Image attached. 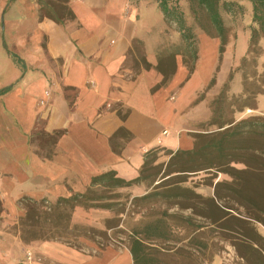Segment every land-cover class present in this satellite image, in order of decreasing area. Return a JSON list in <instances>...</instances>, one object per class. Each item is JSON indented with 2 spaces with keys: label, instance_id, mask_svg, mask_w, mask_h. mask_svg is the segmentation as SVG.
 <instances>
[{
  "label": "crops",
  "instance_id": "0c3cea01",
  "mask_svg": "<svg viewBox=\"0 0 264 264\" xmlns=\"http://www.w3.org/2000/svg\"><path fill=\"white\" fill-rule=\"evenodd\" d=\"M69 2L75 19L56 23L39 17L33 0H0V198L11 213L22 196L67 198V186L79 193L109 170L130 180L147 153L191 147V133L210 116L209 99L247 51L242 31L219 61V38L202 32L192 70L175 53L165 77L161 28L152 29L150 49L142 42L136 14L144 4ZM136 41L146 66L131 68ZM232 85L242 92L236 77ZM255 103L251 114L264 116V94ZM86 246L24 243L0 230V264H134L127 245Z\"/></svg>",
  "mask_w": 264,
  "mask_h": 264
},
{
  "label": "trees",
  "instance_id": "16d2710c",
  "mask_svg": "<svg viewBox=\"0 0 264 264\" xmlns=\"http://www.w3.org/2000/svg\"><path fill=\"white\" fill-rule=\"evenodd\" d=\"M180 1H155L162 17L166 21H175L180 29L177 42L163 45L162 41L163 56L160 63L166 69L162 68L165 77L173 68L169 55L181 54L189 70H192L193 60L196 57L197 37L185 21ZM184 1L190 5L194 16L198 14V10L206 15V24L202 25L198 22L195 24L203 33L219 38V61L227 44L226 27L221 11L228 14L244 13L246 8L244 9L241 4L247 2L250 5L252 25L248 26V47L237 70H242L247 60L257 63V59L264 53V49L259 47L260 39H264V0ZM38 14L39 17L49 18L56 23L70 22L75 19V14L67 0H44ZM136 44L135 46H140L142 51L141 65L146 66L142 44L140 41H136ZM233 72L236 71L231 70L223 84V91L219 90L209 99L210 116L207 121L198 125L197 132L191 133V148L176 151L161 149L172 155L166 166L167 174L160 177L162 180L156 186H153L157 179V170L155 171L153 167L154 155L150 154L152 151L145 155L135 178L130 180L120 178L112 170L92 176L85 192L76 193L67 198L59 197L53 203L54 210L50 213V218L53 221L64 219L65 215L59 209L60 204H69L71 207L80 206L84 209L109 208L110 204L105 202L110 198L109 195L98 188L113 189L142 183L146 188V193L142 196L144 199L152 200L156 196L163 200L167 199L171 202L170 207L190 210L191 215L183 216L179 213H171L169 209H157L152 216L140 219L127 235V246L134 264L209 263L219 251L218 243L226 241L233 247L238 258L233 264H264V235H261L256 227V224L264 226V117L235 116L246 108L255 109V97L258 94H264V88L253 94V92L244 91V84L241 83L242 92L240 95H232L234 103H231L227 100L225 92L232 83ZM214 80V78L211 80L210 86L214 84ZM242 97L250 102L235 107ZM216 158L222 159L225 169H222L221 165H208ZM181 160H186L184 165L174 169L172 165ZM232 164H240L241 168H235ZM214 168L219 169L218 172L226 173L231 179L227 182L217 181L213 187L212 196L197 193L178 182L167 183V179L172 177L171 174L176 172H197ZM221 186L236 192L232 200L244 210L245 217L234 216L231 211L237 209L223 204L222 200L225 197L218 191ZM151 188L152 190L147 192ZM41 213L43 211L39 214L32 211L26 216L32 222H36L34 220L40 218ZM193 217L200 220V223H193L191 219ZM205 229H208V233L204 232ZM34 239H37L36 231L29 233L27 243Z\"/></svg>",
  "mask_w": 264,
  "mask_h": 264
},
{
  "label": "rangeland",
  "instance_id": "374dc122",
  "mask_svg": "<svg viewBox=\"0 0 264 264\" xmlns=\"http://www.w3.org/2000/svg\"><path fill=\"white\" fill-rule=\"evenodd\" d=\"M33 1L37 9L39 10V7L44 0ZM67 1L70 5V0ZM97 1L99 2V0H90V2H92L93 4H96ZM129 1L132 6L136 7L140 4H144L141 5L140 11L137 12L136 16L139 18L138 28L143 29L142 32L145 33L142 40L145 46L147 45V47L150 49V46L152 45L150 43V40L151 38H153L151 32L154 28L157 32L161 28L163 45L167 43L170 44L177 42V38L180 33L179 26L175 23V21H166L162 17L163 15L157 7V3L155 2L156 0ZM241 5H243L244 9L246 8V11L244 13L236 12L235 14H228L225 11H221V16L226 27V38L227 43L229 42V49L233 47L237 36L240 35L242 31L246 32L248 30V26L250 27L252 25L250 5L247 2H244ZM180 6L182 11L184 12L185 21L188 25L191 26L194 34H201L203 31L197 27L195 22H198L202 25L206 24V15L202 14V12L198 10V14L194 16V14L191 13L190 5L184 0L180 1ZM131 15H133V13ZM131 15L130 17H132ZM241 39L244 40L242 47L245 45L246 48L247 39L249 40V38H247L246 36H242ZM135 45L137 44L135 43ZM259 47L261 49H264V39L262 38L260 39ZM135 48V57L137 58L138 64L136 66H133V63H130L131 68L137 66L140 67L142 63L140 59L142 53L141 47L135 46ZM237 67L238 65L231 70L236 71L233 72L234 79L236 77V79H239L240 83L244 84V91L247 90L248 92L250 91L255 94V91L257 92L264 88V65L260 63V58L257 59V63L251 62V60H247L243 69L240 71L237 70ZM223 84L219 88V90L221 91H223ZM232 84L233 80L228 90L225 92V95L227 97V100H229L231 103H234V99L231 98V96L238 94H234V89L237 88H235V86H233ZM215 90L216 88H212L211 91L214 92ZM246 102H250V100H246L242 97L241 101L235 104V107H238L240 106V104H244ZM251 110L252 109L246 108L241 113L235 114V116H256L257 114H251ZM41 137V134H37L35 136L36 139H41ZM190 148L191 147L187 149ZM150 154L154 155V157L152 158L153 167H155V171L157 170V179L153 184V186H156V184L158 182H161L162 180L160 179V177L162 178L167 174L166 166L168 165L169 159L172 154L168 153V151L166 150H156ZM185 162L186 160H181L179 163H174L172 166L174 167V169H178L179 167L184 165ZM208 165H221L222 169H225V165L221 158L211 160ZM232 166H234L235 168H241L240 164H232ZM218 171L219 169L214 168L197 172H176L171 174L172 177L170 176L171 178L167 179V183L178 182L179 184H182V186L188 187L197 193L212 196L213 187L217 181L227 182L231 179V177L226 173ZM89 183L90 182H88L85 186L83 185V188L79 193L85 192V190L89 186ZM68 188L69 186H67V190H69V193L65 195V197H70L78 193L71 188ZM152 188L147 192L151 191ZM98 189L105 191V194L109 195V197L111 198L105 200V202L110 204L109 208H83V210H75V214H72L74 207H71V205L69 204H60L59 209L65 216L64 219L56 221H53L50 218V213H52V211L54 210L53 203L56 202L58 198H31L28 196H22L17 199V201H15V209L13 211L11 210L12 213L9 211L7 205L5 204V201L1 200L0 198V230L2 232L16 235L24 243H27V239H29V233H34L36 231L37 239H34L32 241H57L76 249L89 250L86 246L87 244L92 245L93 248L96 249H101L108 245H113L115 247H122L127 245V235L128 232H130L131 228L134 227L140 219L152 216L154 214V211L157 209H169V212L179 213L183 216L191 215L190 210H181L177 207H170L171 202H168L167 199L163 200L158 198L157 196L152 200L144 199L142 196L146 193V188L142 183L139 185H131L121 188ZM218 191L221 196L225 197L222 200L224 205H231L235 209H237L231 211V214L239 217L246 216L244 210L239 207V205L236 204L234 200H232V196L235 195L236 192L230 191L225 186H221ZM32 211H35L38 214L40 213V211H43V213H41L42 216L34 220L36 222H32L31 220H29V217L26 216L27 214H31ZM30 216L32 217V215ZM191 219L195 224L198 222L200 223V220L196 219L195 217ZM256 227L261 235H264V226L256 224ZM204 232L208 233V229H205ZM23 239H25L26 242ZM218 247L219 251L215 254L214 257H220L223 264H233L238 259L233 247L229 244V242H219Z\"/></svg>",
  "mask_w": 264,
  "mask_h": 264
}]
</instances>
